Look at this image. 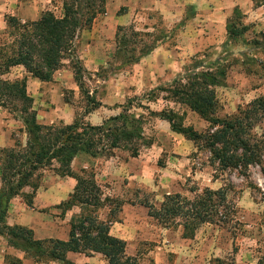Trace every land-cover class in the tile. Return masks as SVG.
<instances>
[{"label": "rangeland", "instance_id": "obj_1", "mask_svg": "<svg viewBox=\"0 0 264 264\" xmlns=\"http://www.w3.org/2000/svg\"><path fill=\"white\" fill-rule=\"evenodd\" d=\"M63 1L42 0L43 12L51 11L58 17L62 16ZM87 1L79 0L76 2L79 5L75 7L81 12ZM95 1L98 8L102 7L103 10L97 13L90 26H82L77 30L73 49L59 68L60 71H65L64 82L68 84L73 82L75 87H63L60 90L62 94L58 91L53 93V96L49 95L43 104L35 99L33 106L37 112L41 111L37 119L40 123L54 126L70 124L74 120L99 124L109 116L120 112V104H128L131 101V111L137 115H143L145 140L136 157L130 156L129 151L124 148H116L111 155L80 154L74 158L71 164L73 173L88 177L92 172L96 182V174L100 169L98 165L102 160L117 156L120 161L129 162L134 158L127 170H121L126 175L129 173V177L125 176L123 179L120 175L123 180L119 182L121 188L118 195L103 198L106 200L100 207L94 209L85 207L83 213L99 218L101 211L106 209L105 205H107L112 209V217L118 218L120 215L118 211L125 202L146 204L158 209L166 194L179 193L191 201L206 187L213 189L223 187L227 191L229 205L226 221L203 223L194 231L193 236H189L190 238L182 237L184 229L182 219L179 217L168 222L152 216L147 219L151 223L148 226V239L160 241L145 243L139 247L138 255L141 262L145 264H217L216 257L214 255L210 257L208 254L211 246L222 256L219 257L220 264H232L233 258L242 254L248 257L244 259V264H257L258 259L264 254V173L262 171L264 157L261 165L252 164L242 169L240 167L217 168L210 162L208 150L197 146L183 135L173 132L166 121L149 115V108L160 110L165 103L162 101L146 103L142 100L149 90L170 83L175 76L169 79L162 76L159 77L158 82H153L152 79L142 78L138 65L129 61L149 49L150 54L158 47L174 49L177 46L188 49L189 31L193 32V27L200 25L203 28L201 33L205 41L202 50L194 56H187L181 71L191 67L194 60L201 59L206 63L215 58H225L230 66L226 79L216 87L220 105L218 115L235 114L239 107H244L255 97L264 94V47H262L264 44L246 43L253 38L260 39L259 33L264 31V0H252V3H248L240 10L241 14H244L242 22L248 24L249 28L232 44H225L227 41L225 26L232 13L227 16L223 28V22L218 27L215 26L219 25L217 23L212 25L203 21H190L193 15L190 5H179L178 0H175L176 4L173 2L167 4L168 0H163L165 2L163 7L171 11L170 17L166 18L160 9L141 10L142 15H137L133 21L121 25V28L118 26V47L108 55L106 54L100 63L88 68L80 58L77 35L80 36L83 30L92 28L104 15V4L102 5L99 0ZM151 1L154 2L153 5L160 8L161 0ZM9 30L8 28L6 35L0 37L1 42L11 40ZM10 78L13 79L14 76L10 75ZM80 81L82 88L78 85ZM92 101L101 102V104L104 102L106 109L97 116L86 113V108L92 106ZM139 103L149 108L138 107ZM175 108H178V105H175ZM180 110H185V125L192 126L200 132L208 128L209 123L193 111L186 108H180ZM0 111L1 126L4 129L11 128V146L17 142L25 144L27 134L20 114L9 112L2 107ZM97 120L100 121L93 123ZM252 131L257 137L264 135V122L258 123ZM81 169H85V172L81 173ZM70 177L72 176L57 174L54 166L41 169L38 171V177H35V182L38 184L35 194L37 191L40 194L48 192L58 199L75 186L76 179ZM129 182L130 192L122 195L124 185ZM30 192H32L30 187L23 189L19 196L22 204H26L24 196ZM77 207L73 208L78 210ZM62 209L57 206L51 207V215L60 216ZM35 210H38L37 207ZM2 240H7L4 234H0V241ZM168 240L173 244L170 246L171 251L163 252L166 249L162 243L167 244ZM198 242L200 247L197 248V254L202 257L201 261L193 255L194 243ZM182 243L188 244L189 250L182 249ZM158 252L161 254L158 255ZM214 253L216 254L215 251Z\"/></svg>", "mask_w": 264, "mask_h": 264}, {"label": "trees", "instance_id": "obj_2", "mask_svg": "<svg viewBox=\"0 0 264 264\" xmlns=\"http://www.w3.org/2000/svg\"><path fill=\"white\" fill-rule=\"evenodd\" d=\"M78 1L64 0V12L60 17L51 11H44L38 20L28 22L7 16L9 37L12 38L0 44V106L20 114L27 139L25 144L17 142L14 146L0 148V234L7 236L11 245L27 253L33 252L37 261L58 259L62 264H73L66 260V252L75 251L100 252L109 264H137L135 257L125 255V242L109 234L108 221L83 213L85 207H100L106 199L102 200V190L94 173L91 172L88 177L74 174L71 164L79 154L111 155L116 148L128 150L132 157L138 156L145 140L143 115L131 111L130 101L120 104L121 111L100 124L80 120L62 126L43 124L38 122L33 98L27 93L26 78L4 77L12 66L23 65L26 72L34 77L44 81L52 79L54 72L70 55L77 30L82 26H90L97 13L103 10L102 7L98 8L95 0H88L80 12L75 7L79 5L76 3ZM99 1L105 6V0ZM243 16L240 9L235 8L226 25L225 44H232L248 30V24L242 22ZM259 34L260 39L253 38L246 43L264 44V31ZM149 50L129 62H138ZM193 62L191 67L185 68L170 83L149 90L142 98L146 103H165L160 110H152L142 103L138 107L149 108L150 116L165 120L173 132L208 150L210 162L217 168L242 169L252 164L261 165L264 135L257 137L252 130L258 123L264 122V94L239 107L235 114L219 116L216 87L226 79L230 64L225 58H215L206 63L201 59ZM78 85L82 88L81 81ZM99 105V102L92 101L86 113ZM180 108L196 113L209 123L208 128L200 132L185 125V110L181 111ZM50 166H54L57 174L76 179L68 199L57 205L63 208L62 214L73 206L81 209L71 219L70 238L67 241L35 239L32 229L28 227L4 224L10 199L30 187L32 192L26 193L24 197L26 204L32 206L38 188L35 177H38L39 170ZM262 171L264 173L263 168ZM84 172L85 169H81V173ZM228 206L226 189L206 187L191 201L179 193L166 194L158 209L148 207L149 214L158 220L168 222L176 217L181 218L184 234L193 236L203 223L226 221ZM215 261L221 263L220 258ZM258 264H264V260L260 259Z\"/></svg>", "mask_w": 264, "mask_h": 264}, {"label": "crops", "instance_id": "obj_3", "mask_svg": "<svg viewBox=\"0 0 264 264\" xmlns=\"http://www.w3.org/2000/svg\"><path fill=\"white\" fill-rule=\"evenodd\" d=\"M154 1L158 2L160 0ZM172 2L176 4L175 0H168L167 4ZM178 2L179 5H190L193 13L190 21H203L211 23L212 25L217 23L219 25L215 26L218 27H220V24L223 22L224 28L227 16L231 15V13L233 14L235 8L240 10L245 8L248 3H252V0H178ZM153 3L154 2L151 0H105V11L100 22L90 29L83 30L80 36L79 34L77 35L78 48L81 54L80 58L84 61V65L88 68H92L100 63L101 59H103L106 54L108 55L116 49L118 26L126 25L131 20L133 21L134 17L137 15H142L143 13L141 10L148 8L160 9L166 18L170 17L171 11L163 7L165 5L163 0L160 1V8L157 5H153ZM43 10L44 4L42 0H0V37L6 35V30H8L7 16H15L21 22L35 21L41 17ZM202 31L203 28L200 25L194 26L193 32L189 31L188 49L177 46L174 49L158 47L151 51L150 54L148 53L140 58L135 65H138L141 70L140 73L142 74V78L152 79L153 82H158L160 80L159 77L162 76L167 79L171 76H178L182 72L181 68L185 58L187 56H194L202 50L205 42L202 37ZM185 35L187 34L185 33ZM4 42H1L0 38V44ZM64 73L65 71H60V69H58L54 72L51 80L44 81L26 72L23 65H14L4 74V77L8 79H12L10 75L14 76L13 79L25 77L27 93L33 98V103L34 100L37 99L43 104V102L48 99L49 95L55 94L58 91L60 92L63 87H75L73 82L71 84L64 82ZM99 103V107L97 106L93 109L90 114L97 116L103 109H106V104H104V102H102L103 104H101V102ZM34 109L36 110V108ZM40 112L41 111L37 112V117L40 115ZM1 115L2 113L0 111V116ZM99 121L100 120H97L93 123H98ZM10 129L11 128L4 129L0 124V148L11 147ZM132 160H134V158L130 159L129 162L120 161L117 156H110L102 160L100 165L97 164L100 169L98 174H96V179L102 190V200H104L103 198L105 197L118 195L119 189L121 188L119 182L122 181L125 176L129 177V173L126 175L124 172H121V170H127ZM120 175L123 176V179ZM106 183L110 185H105ZM73 187L64 194V196L58 199H55V196L48 192L40 194L37 191L36 194L34 193L32 206L22 204L19 197L20 195L11 198L4 217V224L28 227L32 229L35 239H59L67 241L70 238L71 219L80 213V207L76 206L78 210H75L73 208L75 206H73L63 214L61 213L60 216H52V210L50 211V208L56 207L60 201L68 199L70 192L73 191ZM130 188V182L126 183L123 187L122 195L129 193ZM105 206L106 209L101 211L99 219L108 221L109 234L125 242L124 253L126 256L135 257L137 264H145L141 262V258L138 255L139 247L145 243L160 241L149 240L147 237V232L149 230L148 226L151 224L147 220L151 218L149 207L146 206V204L125 202L120 211H118L120 212L119 217L114 218L111 215L112 209L110 207L108 208L107 205ZM36 207L38 210H35ZM182 237L190 238L184 234V230L182 232ZM199 243L200 242L194 243L193 255H195L194 258L201 261L202 257L197 254V248L200 247ZM162 244L166 249L165 251L163 250V252L171 251L170 246L173 244L170 240H168L167 244H165V242ZM181 245V248L185 251L189 250L188 244L182 243ZM155 248H157V246ZM159 254L161 253L158 252V255ZM208 254L210 257L212 255L216 258L222 257L218 254L217 250L211 246L208 249ZM34 257L33 252L27 253L22 248L11 245L8 239L0 241V264H62V261L58 259L37 261ZM246 258L248 257L243 254L236 256L233 258V264H244ZM260 259L264 260V254L262 258L258 259V262ZM66 260L73 264H109L108 259L100 252L85 253L67 251ZM165 260H167L166 257Z\"/></svg>", "mask_w": 264, "mask_h": 264}]
</instances>
